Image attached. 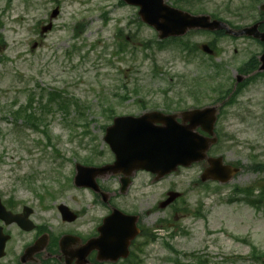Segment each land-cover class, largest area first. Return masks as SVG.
I'll return each instance as SVG.
<instances>
[{"label":"rangeland","instance_id":"374dc122","mask_svg":"<svg viewBox=\"0 0 264 264\" xmlns=\"http://www.w3.org/2000/svg\"><path fill=\"white\" fill-rule=\"evenodd\" d=\"M56 5L61 6V13L53 21V30L33 49V41L40 38L39 23L49 18ZM213 9L210 5L207 12ZM106 11L110 12V23L104 21ZM136 13L135 7L117 0H0V37L4 39L0 41L1 187L40 191L64 188L66 200L76 196L81 204L89 203L90 196L72 188L75 163L88 159L102 163L112 159L104 141L111 109L120 115L139 113L142 103L150 108L174 102L182 108L214 104L220 94L215 86L233 84L241 60L258 50L250 41L234 44L224 41L228 48L222 59L231 66L222 68L224 77L214 79L216 71L209 67L210 63L200 61L206 59L204 55L198 54L196 65L169 47L160 50L154 45L144 49L142 42L154 41L158 34L147 25L129 26L131 19L138 22ZM80 22H84L85 30L78 37L74 28ZM118 27L126 33L138 30L137 38L131 39V44L137 40L135 48L117 51L114 35ZM205 36L193 41L211 38ZM234 48H240L238 53L233 52ZM188 88L196 91L195 96L189 94ZM55 90L63 91L72 101L76 99L84 112L83 118L74 107L69 109V115L54 110V104L51 112L43 111L48 93ZM167 92L172 95L168 96ZM30 94H35L31 111L40 117L37 122L41 129L29 127L23 117L16 119V109L26 105ZM178 94L179 99L168 100ZM263 108L264 76H261L220 117L218 130L222 142L212 152L243 163L242 172L230 185L264 181V173L249 170L252 161H264ZM83 123L88 128L81 126ZM42 129L48 130L51 144ZM229 135L233 138H228ZM94 149L102 154L94 155ZM205 167V162L196 163L143 193V209H148L154 198H161L172 183L188 193L191 215L176 227L161 230L157 242L147 247L142 264H261L250 256V243L259 252L264 251V208L243 200L228 202L229 187L222 190V195L215 191L214 182L209 183L211 190L207 189L199 183ZM200 203L205 217L192 214ZM94 209V214H102ZM92 213L91 208L89 214ZM173 231L177 234L171 238ZM166 241L173 244L175 251L166 247Z\"/></svg>","mask_w":264,"mask_h":264},{"label":"flooded vegetation","instance_id":"af4514ba","mask_svg":"<svg viewBox=\"0 0 264 264\" xmlns=\"http://www.w3.org/2000/svg\"><path fill=\"white\" fill-rule=\"evenodd\" d=\"M167 2L195 15L209 14L211 18L224 21L233 29L257 24L258 29L264 32V0H167ZM210 5L214 9L207 12ZM237 19L242 21H236ZM196 33L201 34L202 31ZM209 34L213 38L208 44L214 49V53L207 57L212 66H231L229 61L222 59L227 49V46L223 47L225 40L231 43L239 40L253 41L259 50H264V42L252 36L229 35L226 29L211 31ZM199 50L202 51L201 45ZM239 50L235 48L233 52L238 53ZM258 61H260L258 56L249 55L240 63L254 66ZM167 95H172V92H168ZM153 110H159L167 115L175 114L176 120L183 122V110L170 107L169 103L163 107L143 108L134 115L140 116ZM226 163L229 161L226 160ZM111 178L115 181H111ZM165 179L166 177L158 178L157 174L144 170L136 171L128 177L122 174L110 175L98 180V190L74 189L85 192L84 196H90L91 201L84 204H81L79 197L76 196L66 200L64 188L58 190L45 188L40 191L34 188L0 186V264H126L128 259H142L147 247L157 238L161 227H175L189 216L187 194L183 190L180 192L181 196L172 204L161 208V203L168 197L169 192L176 189L173 184L165 188L161 198H154L150 208L143 209L145 190ZM151 197L153 199V194ZM61 204L74 211L73 221L63 218L59 207ZM94 207L102 214H94ZM91 208L93 213L89 214ZM115 210H120L130 217L117 215L112 225L104 229V234L109 237L105 245L98 241L100 229L104 219ZM6 212H11L18 218L12 219L9 215L10 219L6 218ZM118 219L124 224L119 229L114 226ZM126 251H129V254L124 257ZM105 257H114L116 260H107Z\"/></svg>","mask_w":264,"mask_h":264},{"label":"water","instance_id":"95a60500","mask_svg":"<svg viewBox=\"0 0 264 264\" xmlns=\"http://www.w3.org/2000/svg\"><path fill=\"white\" fill-rule=\"evenodd\" d=\"M142 5L140 13L149 24L155 25L161 31V37L184 33L189 26L199 25L198 19H189L187 15L164 5L162 0H127ZM54 11L53 15H56ZM51 28L47 26L44 30ZM243 32L250 33L249 29ZM264 62V55L262 56ZM264 69V67H262ZM217 107L194 109L184 113L185 121L190 124H179L175 116H166L165 126H155L147 120H161L160 113H150L143 117H119L108 128L105 139L116 152L117 160L112 165L103 168H83L80 170L79 184L89 179L87 172L101 174L104 172H132L135 169H146L160 176L171 173L179 165L189 166L194 162L206 159L209 166L202 175V180L208 178L228 181L238 172V169L223 165L222 157H208L207 151L217 141L214 136V123ZM202 127L212 136L207 137L195 131ZM173 200L169 199L168 203ZM109 219L106 221V223Z\"/></svg>","mask_w":264,"mask_h":264},{"label":"trees","instance_id":"16d2710c","mask_svg":"<svg viewBox=\"0 0 264 264\" xmlns=\"http://www.w3.org/2000/svg\"><path fill=\"white\" fill-rule=\"evenodd\" d=\"M248 70H252V69H248ZM242 86H243V84H240V85H239V90H238V92L241 90V87H242ZM231 89H232L231 87L228 88V89L225 91V94L230 93ZM236 96H237V95H233L232 98L230 99V102L234 101L235 98H236ZM57 97H58V96H56V95H54V94H51V97H50L49 102L51 103V101H56V98H57ZM72 106H74V105H73L72 103H69V101L66 100L65 98H63L62 96H61V100L58 102V105H57V107H58L59 109L65 111L66 113L68 112V109H69L70 107H72ZM42 108H43V110H50L49 105H45V106H43ZM17 112H18L19 114H20V113L22 114L23 111L20 109V110H18ZM26 116H28V123H29L30 125H34L36 128H38V127H37L38 125H35V124H34V122H35V120H36V118L34 117V115H33V114H29V113H27ZM255 170H264V165H263V164H256V165H255ZM263 195H264V192H263ZM254 254L256 255V254H257V251H255Z\"/></svg>","mask_w":264,"mask_h":264}]
</instances>
